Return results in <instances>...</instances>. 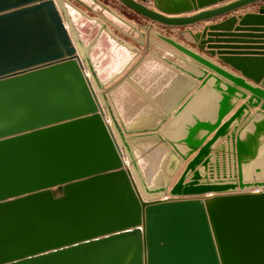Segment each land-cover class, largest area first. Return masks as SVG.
I'll return each instance as SVG.
<instances>
[{
  "label": "water",
  "instance_id": "95a60500",
  "mask_svg": "<svg viewBox=\"0 0 264 264\" xmlns=\"http://www.w3.org/2000/svg\"><path fill=\"white\" fill-rule=\"evenodd\" d=\"M118 1L149 23L103 0H0V264H264V48L206 41L239 19L264 32V6L188 29L264 0ZM160 61L185 81L167 107L146 90ZM126 84L153 123L127 121Z\"/></svg>",
  "mask_w": 264,
  "mask_h": 264
},
{
  "label": "crops",
  "instance_id": "0c3cea01",
  "mask_svg": "<svg viewBox=\"0 0 264 264\" xmlns=\"http://www.w3.org/2000/svg\"><path fill=\"white\" fill-rule=\"evenodd\" d=\"M138 1V0H137ZM239 0H228L225 2H221L217 5H214L208 9H215L217 7L226 6L229 4H232ZM264 6V1L257 2L255 4L247 5L240 7L228 14H225L223 16L200 22L198 23L200 27L194 28V33H201L200 31H203L204 27H208L211 25L219 24L223 21H225L227 18H230L232 16L240 17L245 16L247 14H258V11L260 7ZM193 14V13H191ZM188 15V14H187ZM146 22V21H145ZM197 24V25H198ZM241 20L239 19L237 23L235 24V29L232 32H217V35H221L220 38L217 37H207L208 41H222L224 44L220 45H227V47H235L238 49H246V50H234L240 53H262V50H247V49H257V48H264V32H250V31H239L235 32L236 29H249L247 27L249 26H242L243 28H240ZM250 27H259L264 28V25L261 26H250ZM169 31V29H167ZM264 30V29H262ZM172 33V32H171ZM173 34V33H172ZM229 36H233L234 38H231ZM175 36H173L174 38ZM181 39V38H180ZM219 39V40H218ZM144 51V48H141ZM197 52H199L201 55L207 57V59L212 60L214 63L219 64L221 67L226 68L228 70L233 71L232 68L225 65L218 59V55L216 57H211L209 54H205L198 49H196ZM217 51V50H215ZM160 67L159 69L156 68L154 70L155 73H149L145 77V83L147 85L146 90H149L152 92L153 96L156 97V99L161 102V105H164L167 107V104H177V100L180 93V86L185 83L183 81L181 84L177 82V74L179 73L178 69L174 68L171 65H163V63L160 61ZM159 65V64H158ZM236 75H240V73L235 72ZM143 94L138 93L134 88H132L130 85L126 84L124 85L119 92L117 93V102L119 107L121 108V111L125 118H127V121L129 123H133L134 125L144 126L149 125L153 123V120H155L153 117L156 116L155 112L156 110L153 108L151 103L148 100H145ZM220 100V97H219ZM198 102H206L207 97L204 96L201 99L197 100ZM196 101V102H197ZM243 101H240L237 106L242 104ZM179 106V105H178ZM201 115H207L208 113H203L202 111ZM232 115V114H230ZM230 115L227 117V119L230 117ZM250 131H255V127H248Z\"/></svg>",
  "mask_w": 264,
  "mask_h": 264
},
{
  "label": "rangeland",
  "instance_id": "374dc122",
  "mask_svg": "<svg viewBox=\"0 0 264 264\" xmlns=\"http://www.w3.org/2000/svg\"><path fill=\"white\" fill-rule=\"evenodd\" d=\"M105 3H107V4H110L111 6H113V7H115V8H117V9H119L123 14H125L129 19H134V20H136L139 24H143V23H148V21H146V20H144L143 18H141L139 15H137L135 12H133L132 10H130L129 8H127V7H125V6H122V5H120L119 3V1L118 0H103ZM114 1V2H113ZM117 1V2H116ZM149 5H151V6H153V2L151 1L150 3H149ZM89 14H91L92 15V13H90L89 12ZM143 19V20H142ZM146 21V22H145ZM141 22V23H140ZM159 27H161V28H156L157 30H159L160 32H162L163 34H165V35H168V36H170V37H173V36H175L174 38L175 39H177V40H179V41H181V42H185V43H187L188 44V41H186L184 38H182L181 36H180V32H181V29H177V28H167V27H164V26H161V25H158ZM197 27H200L199 26V24L197 25V26H195V27H193L192 28V30L194 29V28H197ZM167 29H169V31L167 30ZM173 34H172V33ZM181 38V39H180Z\"/></svg>",
  "mask_w": 264,
  "mask_h": 264
},
{
  "label": "bare ground",
  "instance_id": "6f19581e",
  "mask_svg": "<svg viewBox=\"0 0 264 264\" xmlns=\"http://www.w3.org/2000/svg\"><path fill=\"white\" fill-rule=\"evenodd\" d=\"M139 2H140V0H138ZM152 0H149L148 1V3H146V5L147 6H149V7H153V6H151V5H149V3L151 2ZM114 2V1H113ZM117 2V1H116ZM153 2V1H152ZM120 5H122L121 3H119ZM186 16V15H185ZM130 18V17H129ZM137 20V19H136ZM143 20V19H142ZM141 23V22H140ZM148 23H149V21H148ZM154 25V27L155 28H161V27H159L158 25H161V24H159V23H155V24H153ZM161 26H163V25H161ZM195 26H197V24L195 25ZM195 26H191L190 28H188V29H190L191 31H193L192 30V28L193 27H195ZM164 27H166V26H164ZM167 28H170V27H167ZM173 28H177V27H173ZM177 29H181V32H180V36L182 37V38H184L186 41H189L190 43H192L193 41H192V39H190V37L189 36H187V35H183L182 34V31L183 30H185V29H187V28H177ZM203 30V29H202ZM200 32H202V31H200ZM194 33V32H193ZM198 33V32H197ZM194 34H196V33H194Z\"/></svg>",
  "mask_w": 264,
  "mask_h": 264
}]
</instances>
